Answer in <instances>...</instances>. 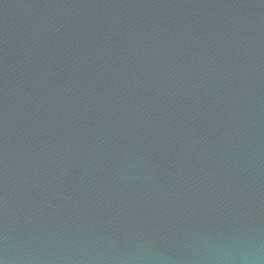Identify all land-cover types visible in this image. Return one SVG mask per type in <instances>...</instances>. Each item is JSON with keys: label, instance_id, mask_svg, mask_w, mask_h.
<instances>
[{"label": "water", "instance_id": "water-1", "mask_svg": "<svg viewBox=\"0 0 264 264\" xmlns=\"http://www.w3.org/2000/svg\"><path fill=\"white\" fill-rule=\"evenodd\" d=\"M0 264H264V0H0Z\"/></svg>", "mask_w": 264, "mask_h": 264}]
</instances>
